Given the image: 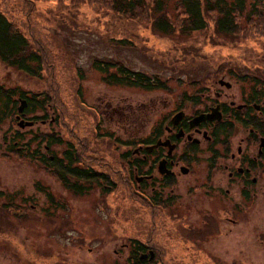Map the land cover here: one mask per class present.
I'll return each instance as SVG.
<instances>
[{
	"label": "rangeland",
	"instance_id": "1",
	"mask_svg": "<svg viewBox=\"0 0 264 264\" xmlns=\"http://www.w3.org/2000/svg\"><path fill=\"white\" fill-rule=\"evenodd\" d=\"M19 2L0 0V9L8 8L10 19L21 24L27 17ZM35 3L31 27L42 39L51 67L36 79L0 61V85L45 92L51 104L37 112L45 121L21 127L17 109L0 124V264H132V240L156 254L151 264L261 262L238 254L235 261L204 257L201 241L192 234L198 232L199 209L151 207L135 194L129 162L134 156L123 154L155 134L181 95L194 92L192 80H232L237 74L264 79V15L241 18L229 35L216 33L213 16L207 15L205 31L182 35L177 26L183 11L177 0H167V17L176 31L162 35L152 28L149 9L129 19L111 11L107 0ZM109 59L158 76L166 88L144 90L105 81L94 65ZM18 132L24 140L14 145ZM50 135L63 141L51 146L52 153L62 158L71 143L83 167L107 172L113 183L82 182L90 190L72 192L26 150L23 155L14 151L31 142V153L36 147L45 153ZM195 198L191 200L197 202Z\"/></svg>",
	"mask_w": 264,
	"mask_h": 264
},
{
	"label": "flooded vegetation",
	"instance_id": "2",
	"mask_svg": "<svg viewBox=\"0 0 264 264\" xmlns=\"http://www.w3.org/2000/svg\"><path fill=\"white\" fill-rule=\"evenodd\" d=\"M236 77L192 80L194 92L181 95L152 142L137 141L129 162L135 194L151 207L199 209L198 232L192 234L204 257L235 261L238 254L264 264V79ZM44 148L39 160L53 171L57 154L47 144ZM132 243L129 260L136 253L141 260L155 259L147 244Z\"/></svg>",
	"mask_w": 264,
	"mask_h": 264
},
{
	"label": "trees",
	"instance_id": "3",
	"mask_svg": "<svg viewBox=\"0 0 264 264\" xmlns=\"http://www.w3.org/2000/svg\"><path fill=\"white\" fill-rule=\"evenodd\" d=\"M179 8L183 11V18L178 23V32L182 35H191L203 32L208 27L207 15L213 16L215 32L219 35L233 34L237 30L238 21L241 18L252 19L264 15V0H177ZM36 0H20L21 11L25 14L26 21H13L8 16V8L0 9V61L9 68L15 69L24 75L41 79L45 68L49 67L46 57L45 46L42 39L31 27L33 15L36 13ZM108 7L115 14L123 18H136L140 11L149 9L153 20L152 28L162 35H170L176 31V27L167 17V0H107ZM5 7V5H4ZM25 28V30H24ZM125 43L127 41H119ZM96 69L103 72V79L114 84L134 86L144 90L165 89L166 84L158 76L148 75L141 71H133L120 61L103 60L95 62ZM51 67V66H50ZM22 100L27 101L25 109L26 119L34 121L43 119L38 115V110H45L49 106L50 96L45 92H34L25 90L19 86L6 87L0 85V124L7 116H12L17 110V104ZM51 104V101H50ZM107 136L113 137L112 134ZM46 138V137H45ZM47 145L62 143V139L50 135ZM24 140L22 133L18 132L16 141ZM34 141L36 140L33 139ZM43 140V139H42ZM117 142L118 139L116 138ZM145 144L152 142L148 137L143 140ZM31 142L25 143L24 148L16 149L17 154H25V150L33 159L39 160L41 149L36 147L31 153ZM133 145V142H126ZM40 147V146H39ZM125 157H133V151L123 154ZM43 156V155H42ZM44 160L50 158L43 156ZM79 155L74 151V146L68 143L63 152V157L55 155L52 165L55 166L53 173L56 174L63 184L70 191L82 194L90 190V186L83 183H94L97 180H104L106 183H113L109 175L99 174L94 169H87L80 166ZM73 163L75 165H73ZM75 178V181L72 179ZM91 181V182H90ZM83 182V183H82ZM139 247L143 248V246ZM132 264H151L149 261L141 260L136 253Z\"/></svg>",
	"mask_w": 264,
	"mask_h": 264
},
{
	"label": "water",
	"instance_id": "4",
	"mask_svg": "<svg viewBox=\"0 0 264 264\" xmlns=\"http://www.w3.org/2000/svg\"><path fill=\"white\" fill-rule=\"evenodd\" d=\"M27 106V102H26V100H22V102H21V106L19 107V112H23V110H24V108ZM18 118H19V116H18ZM33 124V122L32 121H25L24 119H22V120H20V122H19V125L21 126V127H23V126H26V125H32ZM159 144H160V142L157 144V146H159ZM148 149H150V148H148ZM145 257H147V256H145ZM154 256H153V253H151V259L153 258Z\"/></svg>",
	"mask_w": 264,
	"mask_h": 264
}]
</instances>
